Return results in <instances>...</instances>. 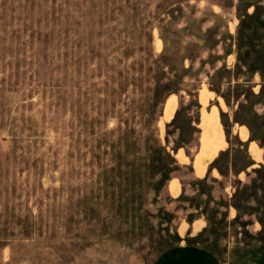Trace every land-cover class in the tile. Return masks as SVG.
Masks as SVG:
<instances>
[{
    "label": "rangeland",
    "instance_id": "rangeland-1",
    "mask_svg": "<svg viewBox=\"0 0 264 264\" xmlns=\"http://www.w3.org/2000/svg\"><path fill=\"white\" fill-rule=\"evenodd\" d=\"M186 245L264 260V0H0V264Z\"/></svg>",
    "mask_w": 264,
    "mask_h": 264
},
{
    "label": "crops",
    "instance_id": "crops-1",
    "mask_svg": "<svg viewBox=\"0 0 264 264\" xmlns=\"http://www.w3.org/2000/svg\"><path fill=\"white\" fill-rule=\"evenodd\" d=\"M155 264H225L214 253L198 245L173 248L160 257ZM250 264H264V260Z\"/></svg>",
    "mask_w": 264,
    "mask_h": 264
},
{
    "label": "bare ground",
    "instance_id": "bare-ground-1",
    "mask_svg": "<svg viewBox=\"0 0 264 264\" xmlns=\"http://www.w3.org/2000/svg\"><path fill=\"white\" fill-rule=\"evenodd\" d=\"M214 121V120H213ZM215 124V123H214ZM218 139H221V140H223L222 139V136L220 135V136H218ZM217 142V139H216V137H210V138H208L207 139V141H206V150L208 151V152H210V151H212V150H214L215 149V143ZM220 142V141H219ZM221 144V143H220Z\"/></svg>",
    "mask_w": 264,
    "mask_h": 264
}]
</instances>
